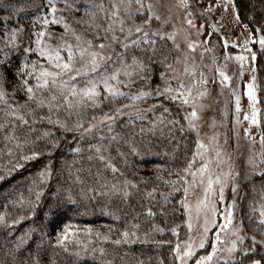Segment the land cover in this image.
<instances>
[{
	"label": "trees",
	"instance_id": "trees-1",
	"mask_svg": "<svg viewBox=\"0 0 264 264\" xmlns=\"http://www.w3.org/2000/svg\"><path fill=\"white\" fill-rule=\"evenodd\" d=\"M25 1L0 0V92L4 94L0 99V124L4 125L0 128V176L5 177L0 180V217L4 218L0 223V264H179L173 250L185 229L184 170L198 151L184 106L161 94L158 100L153 98L160 102L153 110L114 113L109 121L102 118L110 110L113 113L121 98H103L99 94L95 102L68 108L63 96L79 100L71 96L69 89L86 86L89 77L43 90L35 100H29L24 82L34 86L37 81L27 73L33 72L34 67L39 71L43 65L35 51L24 50V39L29 35L26 32L31 27L23 24L21 18L37 17L47 43L72 39L41 20L40 8H45L44 1L49 0H39L37 4H24ZM55 1L108 27L104 12L97 7L101 0ZM116 2L103 0V7L107 9ZM233 2L247 29L264 38V0ZM16 30H20L17 40L10 42L9 37ZM117 37V50L124 49L125 36L119 33ZM144 47L146 52L137 47L128 49L145 64L142 73L146 88L161 90L167 71L164 59L170 51L166 45L159 50ZM253 48L260 129L264 134V48ZM22 67L23 72L19 71ZM53 95L57 99L50 107L49 98ZM40 99L44 100L43 108L37 107ZM29 111L35 114L25 115L27 125H19L9 115ZM76 123L80 127H75ZM90 126L91 130L86 131ZM12 136L19 139H9ZM34 151L43 154L34 160L22 159ZM239 186L233 194L240 200V215H247L242 216L247 238L243 250H238L229 262L218 264H264V248L252 236L259 237L263 232L255 204L264 191V173ZM156 228L164 231H155ZM172 229H176L175 234ZM124 232L136 242L115 244L114 241L125 239ZM133 232L135 236L131 235ZM62 238L63 244L58 242ZM199 253L196 251L195 256Z\"/></svg>",
	"mask_w": 264,
	"mask_h": 264
},
{
	"label": "rangeland",
	"instance_id": "rangeland-1",
	"mask_svg": "<svg viewBox=\"0 0 264 264\" xmlns=\"http://www.w3.org/2000/svg\"><path fill=\"white\" fill-rule=\"evenodd\" d=\"M25 2L23 3L37 4L39 0ZM16 3L22 5L19 1ZM141 4L143 8L139 14L136 9L140 5L134 4L130 8L132 18L126 19V15L121 13L119 19L125 20V32L122 34L126 36L127 28L133 23L143 24L149 15H153L154 18L143 25V32L148 33L147 39L154 43L142 42L137 48L144 51L147 49L144 46L147 45L152 50H159L166 45L170 51L169 56L164 59L167 71L164 72L163 85L161 90L157 91L146 88L142 73L145 64L138 60L137 53H132L128 48L117 50L114 41L105 38L121 33L119 23L115 24L114 33H104V27L100 26L94 17L77 12L66 3L55 0H51V3L44 1L45 8H40V18L43 22L47 20L52 29L72 39L71 42L75 43L73 51L76 53L77 67H81V49L87 50L83 53L85 61L92 52L105 58L96 72L85 67L83 70L87 75L76 76L75 80L89 77L97 81V91L103 98H121L118 104L114 103L117 106L113 113L111 110L107 113L111 119L114 113L138 114L148 109L153 110L160 104L157 100L161 94L176 96L174 101L184 106L187 123L197 138L198 145L203 144L204 147H198L196 154L199 152L202 157L196 154L192 157V167L185 176L182 193L185 229L178 244L182 249H185L186 244H190L194 251L193 256L187 259V264H196L197 260L209 254L212 255V260L205 261L204 264L229 262L238 250L244 249L247 238L243 223L245 218L242 219L246 214L240 215V200L233 193L239 190V185L244 181L264 173V134L260 129L259 85L255 60L252 59V55H256V49L253 47L261 46L259 41L262 36L251 33L240 18L237 19L238 13L233 0H141ZM53 5L56 9L54 13ZM105 10L110 13L111 8L107 7ZM61 17L62 24L52 23L53 19ZM36 19L37 17L34 19L27 16L21 18L23 24L31 27L28 33L26 32L29 35L25 36L24 50L30 48L35 51L37 39L41 41L40 49H44L46 45L62 44L61 39L47 43L45 35L38 37L36 34L42 32L43 24L39 25ZM105 23L109 26L107 18ZM63 24L69 26L67 31ZM96 25L100 27L97 28ZM73 32L81 37L80 41L75 40ZM141 35L142 33H133L128 40L123 38L126 43H130L131 39H137ZM14 40H17V35ZM89 40L92 41L91 46L87 44ZM20 41L23 39L20 38ZM64 41L65 39L63 43ZM71 42L67 44L71 45ZM77 44L79 48L75 47ZM100 44H105L106 47L101 49L98 47ZM35 54L43 67H50L45 57L40 56L38 51H35ZM60 55L67 59L68 52L61 50ZM237 56H244L246 59L240 61L236 59ZM111 75H115L116 79L109 83L126 95H109L101 78ZM225 76L228 77L227 80L224 79ZM64 79L67 83L72 81L67 76ZM84 87L86 86L80 85L76 89ZM166 88L171 89V92H165ZM141 91L150 95L133 100L132 97L139 95ZM249 92L253 94L254 99H249ZM184 99H187L188 103H183ZM193 111L196 112V117L190 118L189 114ZM253 118L256 123H253ZM77 125L80 124L76 123L75 127ZM203 164H207V169L201 173L199 169ZM209 180L212 181L210 189ZM255 205L260 221H264V191ZM229 211L232 213V222L227 228L221 229V226L227 223L226 216ZM262 225V235L252 236L261 242L264 248V223ZM237 228L239 231H236ZM94 231L99 233L92 230ZM238 237H243V241L238 240ZM201 240L204 241L203 248L199 247ZM233 242L235 250L230 252ZM196 251L200 252L198 256H195ZM177 261L181 264L180 260Z\"/></svg>",
	"mask_w": 264,
	"mask_h": 264
},
{
	"label": "snow or ice",
	"instance_id": "snow-or-ice-1",
	"mask_svg": "<svg viewBox=\"0 0 264 264\" xmlns=\"http://www.w3.org/2000/svg\"><path fill=\"white\" fill-rule=\"evenodd\" d=\"M49 3H51V0H49ZM134 4H139L140 7H138L136 9V13L139 14L141 12V9L143 8V5L141 4V0H117L116 3H112L110 5L111 11L106 12V10L103 7V0H101L100 5H98V10L101 12H105V16L107 18V20L110 22L109 26L107 28H104L103 31L105 33H109V32H115V24L119 23L120 24V32L124 33L125 32V20H121L119 19L121 13H124L126 15V19H131L132 18V12L130 11V8L132 5ZM56 11L54 5L52 7V12L54 13ZM153 15H149L148 20L143 21V24L140 25H136L133 23L132 26L127 28V35L125 36V39L128 40L133 33H137V34H141V36H139L137 39H131L130 44L129 43H124L123 47L124 48H135L137 47L139 44L146 43V44H153L154 41H149L147 39L148 37V33L143 32V25L147 24L149 22V20L153 19ZM156 19H159V17H155ZM239 18L238 14H237V19ZM45 23H48L47 20L44 21ZM52 23L55 24H62L63 23V17H61L60 19H53ZM189 23H191V21H189ZM63 26L65 27V30L67 31L69 26L67 24H63ZM97 28H99V25H96ZM203 27V26H202ZM20 30H16L14 31L11 36L9 37V41L12 42L15 39V36L17 35V32ZM257 31H260V29H257ZM73 36L75 37V40L78 42L80 41L81 37L76 35L74 32L72 33ZM38 37H42L44 35H46V33H37L36 34ZM48 36L53 35L52 33H47ZM106 39H110V41H116L119 42L118 37L115 35H112L111 37L106 36ZM37 44V49L35 51H38L39 55L42 57H45L48 61V64L50 65L49 68H40L39 71L35 70L34 67V71L31 73H27V75H33L34 78L36 79L37 83L34 86H29L27 81L24 82V88L26 90V92L29 94L28 98L29 100H35L36 99V95L37 93L43 91V90H51L53 88L58 87L59 85H66L67 81L64 79L65 76H67L70 80H75L76 76L79 75H87V72L84 71L83 69L85 67L88 68V70L92 71V72H96V70L100 67V63L105 59L104 57L100 56L98 53L96 52H92L90 53L89 59L87 61H85L83 59V53L86 52V49H81V60L79 61L81 67H77V63L78 61L76 60V53L73 51V45L67 44V42L56 45V46H52V45H46L44 49H40V44L41 41L39 39H37L36 41ZM260 45L262 48H264V38H262L259 41ZM87 44L89 46L92 45V41H87ZM75 47L79 48V44H77ZM99 48H104L106 47L105 44H100L98 45ZM61 50H66L68 52V56L67 59L63 58L60 55V51ZM30 51H34L33 49H25V52H30ZM144 51L146 52L147 49H144ZM236 59L240 60V61H244L246 58L244 56H237ZM252 59L253 61L256 59L255 54L252 55ZM3 63V62H0ZM26 67V65H25ZM23 67L21 69H19V71L23 72ZM72 73H75L76 75H72ZM221 75H223V73H221ZM102 82L105 85V89L109 92V95L111 96H124L126 95L123 92H120L116 89H114L112 87V85L109 83V81L111 80H115L116 76L115 75H111V76H106V77H102ZM225 80L228 79V77H224ZM86 87H84L83 89L77 90L75 88H71L69 89V92L71 94V96L73 97H79V100L76 101H72L69 100L68 96H63V102L64 104H66L68 106V108H72L74 106H78L86 101H93L95 102V98L99 95L98 91H97V81L94 80H89L86 81ZM183 87V86H181ZM165 92H171V89H165ZM157 94L159 95L160 93L157 92ZM3 92H0V99L3 98ZM150 95V93H146L144 91H141L139 93V95L137 96H133L132 99L136 100V99H141L144 96ZM181 95H183V93H181ZM201 95H203V93H201ZM249 99L252 100L254 99V96L251 92L248 93ZM107 98V97H106ZM169 99L172 100H176L177 97L174 95H170L168 97ZM57 99V97L55 95L51 96L49 98V106H52V102L55 101ZM183 103H188L187 99L183 100ZM45 106L44 104V100L40 99L37 101V107L38 108H43ZM95 106H99V105H95ZM165 111H167V109H165ZM34 111H29L26 114H22V115H18L15 112H10L9 115H12L15 117V121H17L19 123V125H27L28 124V120L25 118V115L31 116L34 115ZM190 118H195L196 117V112L193 111L189 114ZM247 119V116L245 117ZM41 119H44L43 117ZM48 121L50 123H52L51 117L47 118ZM103 120H109L111 119V117H109L107 114L105 115V117L102 118ZM56 123H59V121H56ZM253 123H256L255 118H253ZM4 125L0 124V128H3ZM77 127H80V125H77ZM91 130V126L89 127V129H86V131H90ZM48 133H45L44 136H47ZM44 137H38V139H43ZM9 139H19L18 137L12 136ZM17 147H20L19 144H17ZM51 147H56V144L53 142L51 144ZM199 148H203L204 145L203 144H199L198 145ZM42 152H32L31 155H27V156H23L22 159L24 160H34L37 159L39 155H42ZM197 156H200L201 154L198 152L196 154ZM19 166V165H18ZM192 167V164L189 163L188 168H186L184 171H189ZM207 169V164H203L202 167L199 169V171L201 173H203L205 170ZM115 171V169H113ZM193 175H195V173H193ZM5 177L4 176H0V180H3ZM218 182V181H217ZM174 183V182H173ZM211 184L212 181L209 180V189L211 188ZM187 191V189L185 190ZM39 195L37 194V199H39ZM221 199H222V193H221ZM215 214V213H214ZM149 215H151V212H149ZM3 217H0V223L3 222ZM226 220L227 223L221 226V229L223 228H227L229 224H231L232 222V213L231 211H229L227 213L226 216ZM18 222V221H16ZM261 223H264V221H261ZM138 227V226H137ZM155 231H159V232H163V229L160 228H156L154 229ZM207 227H205V232H207ZM173 232V234L176 233V229H172L171 230ZM236 231H239V229L237 228ZM125 239L124 240H116L114 241L115 244L119 245L121 243H135V240H130L128 239L129 237V233L128 232H124L122 234ZM132 236H135V232L131 233ZM66 238V237H65ZM107 239V238H105ZM219 239V237H217V240ZM238 240H240L241 242L243 241V237H238ZM59 243L63 244L64 242V238L60 239L58 241ZM147 242V241H145ZM200 248L204 247V241L201 240L200 244H199ZM186 249V250H185ZM185 249L181 248L180 244L176 245V248L173 250L175 252L176 255V259L181 261V264H187V259L191 258L194 254V251L191 247L190 244H186L185 245ZM235 250V242H233V247L229 249V251H234ZM103 251V250H101ZM213 251H215V246L213 248ZM212 260V255L209 254L207 257H201L199 260L196 261V264H204L205 261H211ZM142 264V262H141ZM253 264H260V261H254Z\"/></svg>",
	"mask_w": 264,
	"mask_h": 264
}]
</instances>
